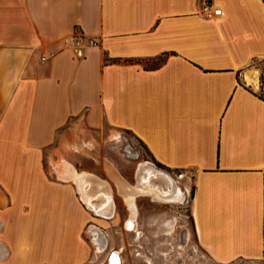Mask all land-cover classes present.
Wrapping results in <instances>:
<instances>
[{
    "label": "crops",
    "instance_id": "1",
    "mask_svg": "<svg viewBox=\"0 0 264 264\" xmlns=\"http://www.w3.org/2000/svg\"><path fill=\"white\" fill-rule=\"evenodd\" d=\"M210 1L0 0V264L85 263L88 176L107 184L75 149L101 130L189 173L212 261L264 262V2Z\"/></svg>",
    "mask_w": 264,
    "mask_h": 264
},
{
    "label": "rangeland",
    "instance_id": "2",
    "mask_svg": "<svg viewBox=\"0 0 264 264\" xmlns=\"http://www.w3.org/2000/svg\"><path fill=\"white\" fill-rule=\"evenodd\" d=\"M259 96L264 98V93L261 92ZM87 142L90 146L75 149L78 152V164L87 168L91 165L95 169L101 167V171L96 170L94 174L107 184L105 187L109 192L99 193L91 198V202L92 199L102 198L100 205L98 201L92 202L96 210H99L111 200L109 208H112V215L109 217L107 213H98L101 216H97L90 212V220L85 228L90 252L84 264H107L112 252L118 254L120 264H264L262 261L241 259L216 263L198 247L187 208L191 195L188 172L162 168L126 131L92 132ZM104 164L111 165L114 170L109 171L110 178L104 172ZM147 167L154 171L148 183L140 180L141 168ZM119 180L128 186H146L160 195L171 194L175 184V188L182 194V199L178 203H161L155 201L151 195L136 197L133 200V225L129 228L132 213L125 202L124 193H121L117 184ZM113 181L118 186V191ZM103 215L106 217H102ZM91 228L100 237L96 239V243L101 244L100 251L96 250L91 241Z\"/></svg>",
    "mask_w": 264,
    "mask_h": 264
},
{
    "label": "bare ground",
    "instance_id": "3",
    "mask_svg": "<svg viewBox=\"0 0 264 264\" xmlns=\"http://www.w3.org/2000/svg\"><path fill=\"white\" fill-rule=\"evenodd\" d=\"M144 166V165H143ZM141 172H142V176L140 177V180L145 181L146 183H148V181L150 180L151 175L154 173V171L152 169H150L149 167L142 169L141 168ZM85 178V177H84ZM89 180H88V184L91 187L92 185H96L94 186L93 190H89L88 196L85 197V202L86 205L89 207V209L91 211H93L96 215H98L99 211L96 210L94 204H92L91 202V198L97 196L99 193L106 191L107 192V188L101 184L100 182H98L97 179L92 178V176H88ZM103 183V182H102ZM174 183V182H173ZM86 184V183H85ZM100 184V185H99ZM117 184L120 187V191L121 193L125 195V202L127 204V206L129 207L131 213H132V217L129 220V228L132 227L133 225V219L135 216V210L133 207V200L136 197L142 196V195H151V197L155 200V201H160L161 203H178L179 201H181L182 199V194L180 193V191L178 190V188H175V184H173V191L171 194L168 195H160L159 193H157L155 190L152 189H148L146 186H140V185H135V186H128L125 183H123L122 181H117ZM176 191V194H174V192ZM84 197V196H83ZM111 204V200H108V202L102 206L106 207L109 206ZM111 212L107 213V215L109 217H111L112 215V208L110 207ZM89 233L92 236V241L94 243V245L96 246V250L98 251L100 248L99 243H96V241L98 242V240L96 239H100V237L97 235V233L93 230V228H91L89 230ZM100 251V250H99ZM112 256L111 258H109V263L110 264H120L119 263V257L117 253H113L112 252Z\"/></svg>",
    "mask_w": 264,
    "mask_h": 264
},
{
    "label": "built area",
    "instance_id": "4",
    "mask_svg": "<svg viewBox=\"0 0 264 264\" xmlns=\"http://www.w3.org/2000/svg\"><path fill=\"white\" fill-rule=\"evenodd\" d=\"M220 14L219 9L214 8L210 0H200L199 15L205 20H211ZM68 45H71L75 49H81L85 47H94L96 43L90 39H83L77 37L75 34L68 37L66 40ZM43 61V59H41ZM257 62L255 60L249 61V66H255Z\"/></svg>",
    "mask_w": 264,
    "mask_h": 264
},
{
    "label": "trees",
    "instance_id": "5",
    "mask_svg": "<svg viewBox=\"0 0 264 264\" xmlns=\"http://www.w3.org/2000/svg\"><path fill=\"white\" fill-rule=\"evenodd\" d=\"M262 2H264V0H262ZM162 62V59H158L156 62H154L152 65L153 66H156L157 64L161 63ZM151 65V67H152ZM259 98H261L260 96H258ZM262 99V98H261Z\"/></svg>",
    "mask_w": 264,
    "mask_h": 264
},
{
    "label": "water",
    "instance_id": "6",
    "mask_svg": "<svg viewBox=\"0 0 264 264\" xmlns=\"http://www.w3.org/2000/svg\"><path fill=\"white\" fill-rule=\"evenodd\" d=\"M112 255H113V254L111 253L110 256L108 257V260H109V258H111Z\"/></svg>",
    "mask_w": 264,
    "mask_h": 264
},
{
    "label": "flooded vegetation",
    "instance_id": "7",
    "mask_svg": "<svg viewBox=\"0 0 264 264\" xmlns=\"http://www.w3.org/2000/svg\"><path fill=\"white\" fill-rule=\"evenodd\" d=\"M107 264H110L108 259H107Z\"/></svg>",
    "mask_w": 264,
    "mask_h": 264
}]
</instances>
